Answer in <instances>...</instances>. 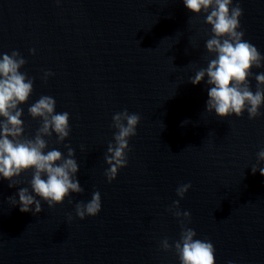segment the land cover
I'll return each instance as SVG.
<instances>
[{
  "label": "water",
  "instance_id": "1",
  "mask_svg": "<svg viewBox=\"0 0 264 264\" xmlns=\"http://www.w3.org/2000/svg\"><path fill=\"white\" fill-rule=\"evenodd\" d=\"M239 2L242 39L264 56V0ZM205 17L183 0H0V53L17 50L27 61L20 71L34 80L19 105L23 135L32 138L41 123L28 107L53 97L55 112L69 113L70 134L59 144L44 137V151L66 156L64 145L72 147L84 189L52 207L41 200L33 215L7 199L21 187L31 193L33 170L12 188L0 178V264H180L174 249L160 248L179 239L174 200L190 213L194 239L213 244L215 264H264V176L251 171L264 167V104L254 119L205 111L209 86L188 80L215 58ZM46 70L54 75L44 82ZM251 71L264 72V61ZM249 81L255 92L254 75ZM125 109L140 120L127 165L108 182L112 116ZM186 183L180 198L176 188ZM96 191L100 211L78 218L76 202Z\"/></svg>",
  "mask_w": 264,
  "mask_h": 264
},
{
  "label": "clouds",
  "instance_id": "2",
  "mask_svg": "<svg viewBox=\"0 0 264 264\" xmlns=\"http://www.w3.org/2000/svg\"><path fill=\"white\" fill-rule=\"evenodd\" d=\"M183 3L192 13H206L204 22L211 26V36L206 40L205 48L215 58L208 60L206 67L200 68L194 76L188 78L193 85L204 81L209 86L205 111L214 110L216 116L221 118L232 114L240 117L245 111L249 119L261 115L259 109L264 104V72L253 74L251 70L253 67H262L264 56L255 45L242 39L244 32L240 30L239 18L243 15V9L239 0L235 5L233 0H183ZM29 53L35 54V49H29ZM26 63L17 50H12L10 54L0 53V178L8 180V187L12 188L18 183L14 177L32 169L28 181L31 193L29 188L21 187L15 196L7 199L13 207L19 205L21 212L37 215L43 210L41 200L52 207L63 203L70 193H81L84 189L76 177L79 165L74 159L72 147L64 145L66 156L55 148L44 151L48 145L44 137L55 134V142L59 144L70 134L69 113H56L53 97L42 95L28 107L30 116L39 118L41 123L32 138L23 135V109L19 105L28 100L34 83L32 77L20 71ZM52 75L54 73L46 70L41 79L47 82ZM253 75L256 81L255 92L249 86V77ZM139 120L138 114H130L127 109L112 116L111 126L116 132L104 155L105 163L109 165L104 173L108 182L115 179L119 169L127 165L129 138L136 135ZM260 161H264V149L257 153V162ZM257 170L264 176V167L257 169L253 165L251 171L256 173ZM190 187V183L178 186L176 195L183 198ZM69 203L72 201L69 200ZM178 205L179 201L174 200L168 210L175 208L177 210L173 215L178 219L183 217L179 220V239L170 244L168 238H164L160 241V248L164 251L174 249L180 264H215L213 244L207 240L194 239L196 231L185 226V221L190 220V213L179 211ZM100 209L101 197L96 191L88 202H76L75 215L84 219L86 216H95ZM71 218L69 214L68 219Z\"/></svg>",
  "mask_w": 264,
  "mask_h": 264
}]
</instances>
